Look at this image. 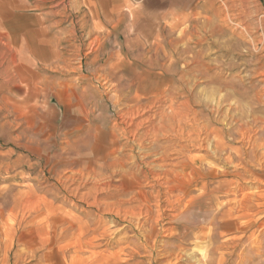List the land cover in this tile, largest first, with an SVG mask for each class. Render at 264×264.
<instances>
[{"label":"rangeland","instance_id":"obj_1","mask_svg":"<svg viewBox=\"0 0 264 264\" xmlns=\"http://www.w3.org/2000/svg\"><path fill=\"white\" fill-rule=\"evenodd\" d=\"M77 1L12 4L61 25L21 53L0 18V264H264V0Z\"/></svg>","mask_w":264,"mask_h":264},{"label":"bare ground","instance_id":"obj_2","mask_svg":"<svg viewBox=\"0 0 264 264\" xmlns=\"http://www.w3.org/2000/svg\"><path fill=\"white\" fill-rule=\"evenodd\" d=\"M120 4V3H119ZM82 5V4H81ZM21 12V11H20ZM90 13V12H89ZM91 17V16H90ZM89 19V18H88ZM97 21V20H96ZM92 22V21H91ZM51 26V25H50ZM90 26H92V25H90ZM90 30V29H89ZM92 30H93V28H92ZM98 34V33H97ZM90 35V34H89ZM95 36H97V35H95ZM56 38H58V37H56ZM56 40H58V39H56ZM100 40V39H99ZM94 41V40H93ZM4 42V41H3ZM71 42V41H70ZM5 43V42H4ZM60 43V42H59ZM6 45V44H5ZM7 46V45H6ZM59 47V46H58ZM12 51H13V49H12ZM95 51V50H94ZM78 53V52H77ZM64 55V54H63ZM89 56V55H88ZM18 59V58H17ZM60 60V59H59ZM7 62V61H6ZM80 62H82V61H80ZM151 62V61H150ZM55 63V62H54ZM60 64V63H59ZM63 64H64V62H63ZM78 64H79V62H78ZM81 64V63H80ZM8 65V64H7ZM42 66V65H41ZM51 66V65H50ZM55 66V65H54ZM80 66V65H79ZM155 66V65H154ZM202 66L203 67H205L204 69H202V73H201V75L203 76V77H207V75H208V73L211 71V67H210V65H209V63H207V62H203L202 63ZM43 67V66H42ZM82 67V66H81ZM183 67V66H182ZM11 68V67H10ZM9 68V69H10ZM35 68V67H34ZM153 68V67H152ZM8 69V70H9ZM43 69V68H42ZM78 69V68H77ZM36 70V69H35ZM50 70V69H49ZM13 71H14V69H13ZM107 76V75H106ZM105 78V77H104ZM110 78V77H109ZM19 81V80H18ZM49 82H51V81H49ZM52 83V82H51ZM41 84V83H40ZM53 84H54V82H53ZM42 86H44V85H42ZM89 90V89H88ZM86 91V90H85ZM85 91H83L84 93H88L87 91L85 92ZM118 90H116V92H117ZM121 91V90H120ZM119 91V92H120ZM78 93V92H77ZM133 93V92H132ZM131 93V94H132ZM116 94V93H115ZM141 90L138 92V93H136V94H134V96L132 97V102H142V101H144V100H146V99H148V100H150V102L151 103H153V104H155L156 105V103L157 102H159L160 103V101H162L163 100V98H150V97H142L141 96ZM118 95V94H117ZM121 95V94H120ZM115 96V95H114ZM122 96V95H121ZM126 96V95H125ZM225 95H221L218 99H217V97H213V98H211V97H209V96H207V101H206V103H205V106H208V102L209 101H216V104L217 105H220L221 103H223V101L225 100L224 97ZM257 96H258V98H260L261 97V95L260 94H257ZM82 97V96H81ZM119 97V96H118ZM210 98V99H209ZM165 99V98H164ZM121 100V99H120ZM119 100V101H120ZM86 101V100H85ZM176 101V100H175ZM143 103H145V102H143ZM166 103H167V101H166ZM177 103V102H176ZM88 104V103H87ZM94 104V103H93ZM121 104V103H120ZM165 105V104H164ZM89 106V105H88ZM119 107V106H118ZM128 107V106H127ZM126 107V108H127ZM132 107V106H131ZM152 107H154V106H151V105H149V104H142V103H138V104H135L134 105V107H132V108H130V110H129V108H127V110H129V112L127 113V114H129L130 116H128V118L130 117V119H128V118H126L125 116H124V118H123V123L126 125V127L127 126H131V128H132V126L134 125L135 126V119H136V117H138V116H140V115H142L145 111H147V109H151ZM120 108H122L121 106H120ZM119 108V109H120ZM124 108V107H123ZM157 108V107H156ZM176 109L178 110V108L176 107ZM121 110V109H120ZM177 110H175V108H174V105L171 103L170 105H167V107L166 108H163L161 111H160V115H161V117L162 118H165L166 120L167 119H169V118H172L173 120H176V118L178 117L177 116ZM180 110V109H179ZM178 110V111H179ZM156 111V110H155ZM91 112H92V110H91ZM96 112V111H95ZM180 113V112H179ZM181 113H182V111H181ZM94 114V113H93ZM117 114V113H116ZM146 114V113H145ZM156 114V113H155ZM121 115H122V113H121ZM118 116V115H117ZM120 116V115H119ZM159 116V115H158ZM151 117V116H150ZM154 117V116H153ZM182 117H183V115H182ZM190 117V116H189ZM98 118V117H97ZM145 118V117H144ZM155 118V117H154ZM158 118V117H157ZM92 119V118H91ZM99 120V119H98ZM119 120V119H118ZM122 120V119H121ZM139 120V119H138ZM143 120V119H142ZM149 120V119H148ZM156 120V119H155ZM160 120V119H159ZM140 121V120H139ZM165 121V120H164ZM181 121V120H180ZM100 122V121H99ZM157 122V121H156ZM102 123V122H101ZM137 123H139V122H137ZM145 123H147L146 121H145ZM204 123V122H203ZM90 124V123H89ZM116 124H117V122H116ZM119 124V123H118ZM141 124H144L143 122L141 123ZM137 125V124H136ZM90 126V125H89ZM109 126V125H108ZM112 126V125H111ZM110 126V127H111ZM150 126H152V124L150 125ZM159 126V125H158ZM180 126V125H179ZM109 127V128H110ZM125 127V128H126ZM141 127V126H140ZM139 127V128H140ZM148 127V126H147ZM108 128V127H107ZM108 128V129H109ZM123 128V127H122ZM143 128V127H142ZM157 128V127H156ZM183 128V127H182ZM128 129V128H127ZM136 129V128H135ZM170 129H172V127L170 128ZM180 129V128H179ZM178 129V130H179ZM199 129V128H198ZM89 130H91V129H89ZM131 130V129H130ZM178 130H176V131H178ZM185 130V129H184ZM199 130H201V132L203 133L204 132V134H206V136H209V137H217V136H219V133H220V130L219 129H215V128H213V129H210L209 128V126H207V124H202V127H201V129H199ZM85 131V130H84ZM126 131V130H125ZM144 131V130H143ZM143 131L141 132V133H143ZM155 131V130H154ZM158 131V130H157ZM161 131V130H160ZM172 131H174V130H172ZM183 131V130H182ZM131 132V131H130ZM135 132V131H134ZM159 132V131H158ZM89 133H91V131L89 132ZM94 134V133H93ZM140 134V133H139ZM149 134V133H148ZM151 134H153V131L151 132ZM156 134V133H155ZM222 134V133H221ZM120 135H121V133H120ZM132 135L134 136L135 134H133V132H132ZM131 135V136H132ZM86 136V135H85ZM84 136V137H85ZM92 136V135H91ZM94 136V135H93ZM129 136V135H128ZM150 136V135H149ZM156 136V135H155ZM88 137H90V136H88ZM127 137V136H126ZM140 137V136H139ZM154 137V136H153ZM246 137V136H245ZM87 138V137H86ZM130 138V137H129ZM136 138V137H135ZM79 139V138H78ZM83 139V138H82ZM81 139V140H82ZM88 139V138H87ZM204 138H202L201 140H203ZM135 140V139H134ZM215 140V139H214ZM154 142H155V140H153ZM216 141V140H215ZM83 142V141H82ZM76 143H78V142H76ZM80 143V142H79ZM84 143V142H83ZM218 143V142H217ZM138 144H139V140H138ZM216 146V145H215ZM121 147V146H120ZM201 147V146H200ZM226 149V148H225ZM119 150H121V149H119ZM166 150H167V148H166ZM223 150V149H222ZM73 151V150H72ZM113 153H115V151H113ZM164 153V152H163ZM75 154V153H74ZM43 158V157H42ZM41 159V158H40ZM110 159V158H109ZM163 159V158H162ZM97 162V161H96ZM108 162V161H107ZM119 163V162H118ZM110 164V163H109ZM201 164V163H200ZM117 165V164H116ZM110 166V165H109ZM119 167H120V165H119ZM122 167V166H121ZM244 167V166H243ZM123 168V167H122ZM81 169H82V167H81ZM203 168L201 167V166H198V171H197V176L195 177V179H206L208 176H214V174H215V172H216V170L214 171V172H212V171H203L202 170ZM93 170V169H92ZM119 170V169H118ZM126 170V169H125ZM127 170H129V169H127ZM75 171V170H74ZM78 171H80V170H78ZM106 171V170H105ZM113 171V170H112ZM133 171V170H132ZM153 171V170H152ZM172 171V170H171ZM175 171H176V169H175ZM181 171H183V170H181ZM192 171V170H191ZM82 172V171H81ZM89 172V171H88ZM96 172V171H95ZM130 172V171H129ZM129 172H127V173H129ZM150 172H151V170H150ZM174 172V171H173ZM178 172V171H177ZM84 173V172H83ZM87 173V172H86ZM90 173V172H89ZM113 173V172H112ZM154 173H156V172H154ZM153 173V174H154ZM79 174V173H78ZM82 174V173H81ZM121 174H122V172H121ZM174 174V173H173ZM83 175V174H82ZM165 176V175H164ZM166 176H167V174H166ZM108 177V176H107ZM118 177V176H117ZM160 177V176H159ZM115 178V177H114ZM164 178V177H163ZM165 179V178H164ZM167 179V178H166ZM95 181V180H94ZM167 181V180H166ZM166 181H165V183H166ZM95 183V182H94ZM180 183H184V181H180ZM86 185V184H85ZM120 185V184H119ZM142 185H144L143 183H142ZM180 186H182V184H179ZM179 185H177L178 187H179ZM167 186H169V185H167ZM72 187V186H71ZM107 187V186H106ZM141 187H143V186H141ZM156 187V186H155ZM164 187V186H163ZM205 187V186H204ZM2 188V187H1ZM4 188V187H3ZM123 188V187H122ZM121 188V189H122ZM5 189V188H4ZM3 189V190H4ZM78 189V188H77ZM232 189V188H231ZM230 189V190H231ZM71 190V189H70ZM73 190V189H72ZM180 190V189H179ZM12 191H13V189H12ZM33 191V190H32ZM74 191V190H73ZM80 191V190H79ZM118 191H119V189H118ZM124 191V190H123ZM181 191V190H180ZM204 191V190H203ZM81 192V191H80ZM183 192V191H182ZM4 193V192H3ZM22 193V192H21ZM79 193V192H78ZM82 194V193H81ZM229 194V193H228ZM77 195V194H76ZM136 195H138V194H136ZM230 195V194H229ZM8 196V195H7ZM74 196V195H73ZM79 196V195H78ZM98 196V195H97ZM225 196V195H224ZM75 197H77V196H75ZM134 197V196H133ZM2 198V197H1ZM79 198V197H78ZM139 198V197H138ZM228 198V197H227ZM130 199V198H129ZM4 200V199H3ZM7 201V200H6ZM5 201V202H6ZM12 201V200H11ZM96 201V200H95ZM102 201V200H101ZM141 201V200H140ZM90 202V201H89ZM97 202V201H96ZM85 203V202H84ZM99 203V202H98ZM101 203V202H100ZM122 203V202H121ZM129 203V202H128ZM6 204V203H5ZM90 204H92V203H90ZM123 204H124V202H123ZM21 205H22V207H23V209L24 210H26V211H33V210H35L38 206H39V202H38V200H36V199H33V198H28V199H23L22 200V202H21ZM94 205V204H93ZM61 206V205H60ZM96 206V205H95ZM98 206H99V204H98ZM53 207V206H52ZM99 208V207H98ZM148 208V207H147ZM146 209V208H145ZM44 210V209H43ZM146 211H147V209H146ZM47 212V211H46ZM145 212V211H144ZM148 212H149V210H148ZM7 214V213H6ZM32 215V214H31ZM30 215V218L33 216H31ZM28 216V215H27ZM42 218V217H41ZM28 219V218H27ZM40 219V218H39ZM81 219V218H80ZM86 219V218H85ZM9 220H11V218L9 219ZM34 220H36V219H34ZM89 221V220H88ZM14 222V221H13ZM25 222V221H24ZM66 222V221H65ZM11 223V222H10ZM135 223V222H134ZM2 224H3V222H2ZM50 224H51V222H50ZM66 224H67V222H66ZM34 225H36V224H34ZM41 225V224H40ZM52 225V224H51ZM60 224H58V226H59ZM86 224H84V226H85ZM3 226H5L4 224H3ZM29 226H31V225H29ZM64 225H62V227H63ZM68 227H70V226H68ZM73 227V226H72ZM79 227L81 228V227H83V225H79ZM23 228V227H22ZM71 228V227H70ZM140 229V228H139ZM23 230V229H22ZM38 230H39V228H38ZM52 230V229H51ZM65 230V229H64ZM71 230H73V229H70V231ZM62 231V230H61ZM61 231L59 232L60 234H61ZM69 230H67V232H68ZM74 231V230H73ZM236 231V230H235ZM8 232V231H7ZM246 232V231H245ZM69 233V232H68ZM51 234V233H50ZM67 234V233H66ZM213 234V233H212ZM38 235H40V234H38ZM65 235V234H64ZM63 235V236H64ZM251 235V234H250ZM5 236V235H4ZM13 236V235H12ZM58 236H60V235H58ZM79 236V235H78ZM95 236V235H94ZM41 237V236H40ZM85 237V236H84ZM23 238V237H22ZM81 238V237H80ZM58 240H59V238H57ZM67 239V238H66ZM69 239V238H68ZM1 240H2V238H1ZM76 240V239H75ZM66 242V241H65ZM3 243V242H2ZM19 243V242H18ZM67 243H68V241H67ZM23 244V243H22ZM48 244H49V242H48ZM19 245V244H18ZM17 245V246H18ZM6 246V245H5ZM8 246V245H7ZM56 246V245H55ZM19 247H20V245H19ZM59 247V246H58ZM214 247V246H213ZM10 248V247H9ZM41 248V247H40ZM60 248V247H59ZM17 249V248H16ZM3 250V249H2ZM11 251V250H10ZM10 251H9V253H10ZM38 251V250H37ZM61 251V250H60ZM213 251V250H212ZM28 252V251H27ZM219 252V251H218ZM34 253H36V252H32V255L34 254ZM212 253V252H211ZM221 253V252H220ZM13 254H14V252H13ZM193 254V253H192ZM1 255H2V253H1ZM31 255V256H32ZM40 255V254H39ZM73 255V254H72ZM71 255V256H72ZM111 255V254H110ZM200 255V254H199ZM27 256H28V254H27ZM30 256V257H31ZM20 257V256H19ZM29 257V256H28ZM33 257V256H32ZM41 257V256H40ZM92 257V255L90 256V258ZM174 257V256H173ZM2 258V257H1ZM18 258V257H17ZM25 258V257H24ZM201 258V257H200ZM26 259V258H25ZM43 259V258H42ZM81 258H76V259H73V261H77V262H79V260H80ZM38 260V259H37ZM39 260H41V259H39ZM44 260V259H43ZM203 260V259H202ZM8 261V260H7ZM70 261V260H69ZM72 261V262H73ZM172 261V260H171ZM206 262V261H205ZM18 263V262H17ZM16 263V264H17ZM21 263V262H20ZM42 263V262H41ZM24 264V263H23Z\"/></svg>","mask_w":264,"mask_h":264},{"label":"crops","instance_id":"obj_3","mask_svg":"<svg viewBox=\"0 0 264 264\" xmlns=\"http://www.w3.org/2000/svg\"><path fill=\"white\" fill-rule=\"evenodd\" d=\"M59 0H0V18L7 20V33L8 36H13L16 39L15 44H8L10 50H14L17 52H25L26 48V36L31 34V31L36 30L41 31L40 34H42V25L46 23L47 28H59L61 25L56 23H48L47 15H44L43 13L39 12H20V11H13L11 12V5H20L23 7H26L28 5H35V7L47 3H57ZM72 3L78 2L77 0H69ZM80 1V0H79ZM86 2L90 4H114L118 2L122 3H131L132 0H86ZM18 7V6H17ZM19 8V7H18ZM115 10V8H113ZM131 13H133L131 11ZM121 22L122 27L129 28L130 22L126 23L122 21L121 18H111V19H102V23H95L93 22L91 27L99 28L101 27L102 30L105 28H109L110 32L113 30V28L117 25V22ZM29 25V28H28ZM51 25V26H50ZM103 32V31H102ZM39 44H42V40L38 42Z\"/></svg>","mask_w":264,"mask_h":264}]
</instances>
